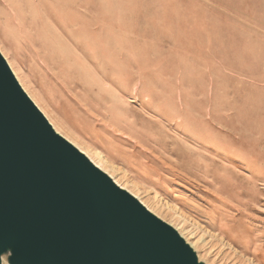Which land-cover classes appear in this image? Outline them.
<instances>
[{"label": "rangeland", "instance_id": "rangeland-1", "mask_svg": "<svg viewBox=\"0 0 264 264\" xmlns=\"http://www.w3.org/2000/svg\"><path fill=\"white\" fill-rule=\"evenodd\" d=\"M0 52L202 263L264 264V0H0Z\"/></svg>", "mask_w": 264, "mask_h": 264}, {"label": "water", "instance_id": "water-1", "mask_svg": "<svg viewBox=\"0 0 264 264\" xmlns=\"http://www.w3.org/2000/svg\"><path fill=\"white\" fill-rule=\"evenodd\" d=\"M204 264L57 133L0 52V264Z\"/></svg>", "mask_w": 264, "mask_h": 264}, {"label": "bare ground", "instance_id": "bare-ground-1", "mask_svg": "<svg viewBox=\"0 0 264 264\" xmlns=\"http://www.w3.org/2000/svg\"><path fill=\"white\" fill-rule=\"evenodd\" d=\"M57 1V0H56ZM64 1V0H63ZM66 1V0H65ZM53 3V2H52ZM56 3V2H55ZM67 3V2H66ZM65 3V4H66ZM57 4H58V2H57ZM59 4H60V0H59ZM63 6H64V4H62ZM53 6H55V5H53ZM57 6V5H56ZM60 5H58V7H59ZM66 7H68V6H66ZM60 9H61V7H59ZM62 9H65V8H62ZM55 10V9H54ZM59 12V11H58ZM58 12H56L57 13V15H58ZM61 14H59V16H60ZM64 16V15H63ZM61 17V16H60ZM65 17V16H64ZM63 17V18H64ZM65 19H66V17H65ZM79 22V24H80V21L81 20H78ZM82 22V21H81ZM67 23V22H66ZM60 41V40H59ZM63 44V43H62ZM51 46L52 47H54L56 50H58L59 52H60V48H61V44H59V43H51ZM62 50H65V49H62ZM2 51V50H1ZM2 53H3V51H2ZM61 53V52H60ZM65 53V52H64ZM5 55V54H4ZM5 57H6V59H7V61H8V64H9V66H10V68H11V70H12V72H13V74L15 75V77H16V79L18 80V82L20 83V85L23 87V89L28 93V95H29V97L34 101V103H35V105L44 113V115L46 116V118L50 121V123H51V125H53V127H54V129L56 130V132L57 133H59V134H61V135H63V137L65 138V139H67L70 143H72L75 147H77L81 152H83L84 154H86L88 157H89V159L98 167V168H100L102 171H104V172H106V173H109L106 169H104V168H102L101 166H99L97 163H96V161H95V159H94V157L92 156V154L89 152V151H86L84 148H82L81 147V145H79L78 143H76L71 137H70V135H68V133H62L61 132V129H60V125H59V123H58V120L56 119V114H55V112H54V116H53V118L52 117H50L46 112H45V110L41 107V105L39 104V101H38V99H40L41 97H39L37 94H35V92H30L28 89H27V87L25 86V84H24V81L23 80H26V78H25V76H24V74H23V72L22 71H20V70H18V68L16 69L15 67H14V65H13V63H11V61L9 60V58L5 55ZM41 99H43V98H41ZM54 118H55V120H57V123H54L53 122V120H54ZM110 169V168H109ZM109 175L114 179V181H115V183L117 184V185H119L122 189H125V187H123L122 185H120L119 184V182L118 181H116L115 180V178L113 177V175H111L110 173H109ZM126 190V189H125ZM128 192H129V190H127ZM129 193H131L132 195H135L133 192H129ZM141 201V200H140ZM141 203L145 206V207H147V209L149 210V211H151L152 213H155L154 211H152L151 209H150V207H148L144 202H142L141 201ZM160 218V217H159ZM191 246H193L194 247V244H191Z\"/></svg>", "mask_w": 264, "mask_h": 264}]
</instances>
